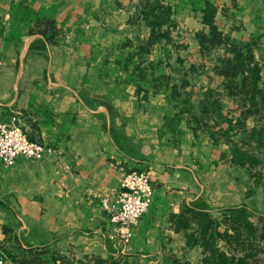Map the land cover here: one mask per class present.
Here are the masks:
<instances>
[{"label":"crops","instance_id":"obj_1","mask_svg":"<svg viewBox=\"0 0 264 264\" xmlns=\"http://www.w3.org/2000/svg\"><path fill=\"white\" fill-rule=\"evenodd\" d=\"M208 8L225 41L204 48ZM230 46L258 77L221 72ZM248 87L264 88V0H0V121L50 147L0 160L7 264H205L225 251L215 225L228 229L248 194L229 136L243 149L264 127ZM133 170L156 193L125 239L101 203Z\"/></svg>","mask_w":264,"mask_h":264},{"label":"built area","instance_id":"obj_2","mask_svg":"<svg viewBox=\"0 0 264 264\" xmlns=\"http://www.w3.org/2000/svg\"><path fill=\"white\" fill-rule=\"evenodd\" d=\"M50 152L44 143L30 139L27 132L15 122L0 121V160L5 166L14 164L19 156L40 160ZM122 190L113 196H105L101 207L108 210L111 219L119 224L118 234L131 237V228L149 210L153 203L156 186L149 171L133 170L121 179ZM0 264H7V257L0 252Z\"/></svg>","mask_w":264,"mask_h":264},{"label":"trees","instance_id":"obj_3","mask_svg":"<svg viewBox=\"0 0 264 264\" xmlns=\"http://www.w3.org/2000/svg\"><path fill=\"white\" fill-rule=\"evenodd\" d=\"M214 12L215 11L212 8H208L204 17L205 23L211 26L210 36L207 34L200 35V42L204 48H208L212 45H216L225 41L222 32L218 30L217 24L213 20ZM229 49L231 55L225 56L223 59H221L222 63L220 68L222 73L231 78L237 76L239 72L246 74V76L252 75L258 77L260 74V69L257 66H249V62L245 61L247 58H249L248 56L243 55L241 51H238L237 47L230 46ZM246 71L248 73H245ZM245 79L247 80L248 77H245ZM234 86L235 85L232 84V87ZM235 87L237 88V86ZM247 92L248 95L250 94L249 97L251 96L252 102L259 103V101H261L263 104L262 107L264 108V88L252 89L251 87H248ZM258 94L260 95V98L256 100ZM250 136L257 139L258 143L255 145L257 148L264 149V127L261 129H253L250 133ZM234 152V159H240L241 163H245L246 161V163L254 162L255 164L256 161L261 160L258 155H251L247 150L244 148L242 149L240 146H234ZM237 211L238 213L236 214L238 215L230 217L228 220L229 228L222 232L221 236L226 237V239H229L231 242L236 241L237 243H239L238 241L240 240V237L243 233V229H246L249 235L256 234L259 231L261 235L264 236V217H257L256 213L251 212L245 207H242L241 209L239 208ZM214 234H219L216 232V225ZM218 253L213 258L206 259L205 264H243V259L236 260L234 257H229L219 251Z\"/></svg>","mask_w":264,"mask_h":264},{"label":"rangeland","instance_id":"obj_4","mask_svg":"<svg viewBox=\"0 0 264 264\" xmlns=\"http://www.w3.org/2000/svg\"><path fill=\"white\" fill-rule=\"evenodd\" d=\"M232 135V138H231ZM229 142L232 145L238 146V137L237 133L231 132L229 136ZM243 148L247 150L251 155H258L264 157V149H262L263 154L261 153V149L257 148L254 144L246 143L243 145ZM234 150V147H233ZM262 173V175H261ZM247 196L245 202L242 204L243 206L237 207L238 209L246 206L248 209L256 213V216L264 217V164H254L248 163L247 165ZM259 176L262 177V180L258 182ZM257 178V181H256ZM261 179V178H260ZM234 184L237 186V180L234 178L232 180V188L234 189ZM263 185V186H262ZM263 188V189H261ZM232 189V190H233ZM258 190H262L261 194L256 193ZM235 210V211H234ZM237 209H231L230 217L238 215ZM227 230V228H226ZM216 232H218L219 236L217 238H222L221 233L216 226ZM236 242V241H234ZM239 243H229V246L225 247L226 255L234 258H242L243 264H264V236L258 231L256 234H248L246 229H243V233L240 237ZM222 247V245H221ZM224 250V249H223ZM222 249L219 251L221 253H225ZM219 254V253H218ZM188 260H184V264H187ZM191 264H198V262H190Z\"/></svg>","mask_w":264,"mask_h":264}]
</instances>
